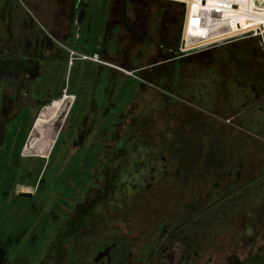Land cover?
<instances>
[{
	"label": "rangeland",
	"instance_id": "rangeland-1",
	"mask_svg": "<svg viewBox=\"0 0 264 264\" xmlns=\"http://www.w3.org/2000/svg\"><path fill=\"white\" fill-rule=\"evenodd\" d=\"M14 1L30 12L45 32L37 69L38 74L40 69L49 70L47 78L52 79L46 90L45 75L38 76L36 85L25 84L23 77L22 88L29 94L24 91L21 107L29 109L21 112L18 127L10 124L13 132L4 128L8 138L0 144V159L12 167L14 154L18 155L23 190L35 192L38 205L44 206L48 181L55 190L56 185L71 183V179L65 180L67 167L85 170L88 194L93 193L89 189L94 183L96 187L110 183L111 170L122 169L132 177L128 183L137 188L118 192V216L128 208H133L139 220L151 217L154 210L161 214L172 211L176 216L180 211L176 206L190 199L194 184H202L197 180L202 179L214 155L213 162L220 163L227 156L224 153H232L241 139L245 152L252 153L246 169L253 171L261 163L262 175L253 181L254 173L246 176V184L230 198L232 203L224 200L230 203L228 210L225 215L221 212L223 219L208 230L202 243V263L241 264L258 251L262 260L264 110L254 106L264 104V47L254 38H243L181 57L186 6L175 1L87 0L79 26L82 0ZM217 1L188 0L185 33H206L207 21L199 22V11L216 9ZM226 1L220 0L226 6L211 23L216 26L213 35L222 40L249 30L260 29L264 34V5H256L263 0H237L243 5L234 9ZM237 10L244 14L238 15ZM73 20L74 34L84 33L80 46L85 53L62 41ZM192 22L198 29L190 26ZM63 95H68L71 103L52 151L47 158L25 155L23 150L38 127L41 111ZM2 114L7 122L14 117L15 108L10 110L4 103ZM22 125L26 127L23 141ZM19 136L20 141H15ZM150 152L155 153L153 157L147 156ZM160 157L166 159L169 177L165 180ZM197 160L201 170L191 173ZM151 167L157 169L152 181ZM179 167L185 172L171 176ZM24 200L29 199L13 198L18 206L24 205ZM11 207L9 201L0 217V234L5 240L20 231L19 221L23 220L21 213L16 214V221L10 217Z\"/></svg>",
	"mask_w": 264,
	"mask_h": 264
},
{
	"label": "flooded vegetation",
	"instance_id": "flooded-vegetation-1",
	"mask_svg": "<svg viewBox=\"0 0 264 264\" xmlns=\"http://www.w3.org/2000/svg\"><path fill=\"white\" fill-rule=\"evenodd\" d=\"M78 1L80 3L81 0ZM82 2L81 10L86 11V0ZM235 6L231 8L234 9ZM237 13L238 15L244 14L243 10H237ZM73 22L74 20L62 41L78 53H85L84 48L80 46L82 40L80 36L84 37V33L74 34ZM82 23L77 22V25ZM40 28L33 15L24 11L14 0H0L1 145L8 138L5 136L4 128H12L10 124L13 122L16 123L14 126L18 127L17 123H20L18 117L21 112L29 109V107H21L24 91H26V96L29 94V90L22 88L23 77L25 84L34 82L36 85L39 80L38 76L45 75L46 90L49 87L47 84L52 80L47 78L49 70L40 69L38 74L39 45H45L43 42L47 39L45 32ZM46 48H52V45ZM72 60L80 61L81 59L73 58ZM34 84L33 89L36 87ZM36 93L37 91L33 95L36 96ZM66 97L69 96L63 95L52 102ZM4 103H7L10 110L12 107L15 108L14 117L7 122L2 114ZM255 107L258 111L264 110L262 103ZM16 131L17 128L14 133ZM238 140L235 147L233 146V152H225L227 156L220 163L213 162L216 158L214 155L202 179H195L202 184H194L190 199L176 206L180 210L178 215L173 216L172 211L161 214L160 211L154 210L151 217L145 219L141 216L140 220L133 208L125 209L121 216L117 215L118 192L128 193L137 188L136 185L128 183V179L132 177L124 175L122 169L111 170L109 172L110 183H101L98 187L94 183L89 189L93 193L88 194L85 170L75 166L67 167L64 169L68 172L65 180L70 181L71 179V183L60 184V189L56 185L58 190H55L51 181H48L46 204L43 206L38 205L35 192L23 190L20 186L22 170L17 164L20 160L18 155L14 154V166L12 167H7L6 163L0 159V217L6 211L10 201L13 206L10 217L14 219L17 213H21L23 218L22 222L19 221L20 231L15 235L5 240L0 234V264H203L202 243L208 230L214 223L223 219L219 217L221 212L223 215L226 214L228 205L232 203L230 198H233V193L246 184V176L250 178L254 173L255 177L251 180L253 181L262 175V172L260 173L261 163H258L253 171L246 169L247 160L252 153L245 152L242 140ZM15 141H20V136ZM154 154L150 152L147 156L153 157ZM112 155L117 156V153ZM159 161L163 164V179L165 180L169 177L165 169L166 159L160 157ZM199 161L194 163L195 168L190 170L191 173L201 170L197 167ZM184 172L179 167L171 171V176L178 177ZM156 174L157 169L151 167V181ZM184 180L187 181V178ZM146 189L149 190L150 185ZM21 191L31 193L32 197L19 196L18 193ZM16 196L29 200H24V205L21 203L22 205L18 206V203L13 202ZM56 197L60 200L55 199ZM129 197L125 198L129 199ZM225 199H228L230 203L225 204ZM179 200V202L182 201ZM123 203L126 204L128 201H123ZM158 206L159 204L156 205ZM138 221L141 224H137Z\"/></svg>",
	"mask_w": 264,
	"mask_h": 264
},
{
	"label": "built area",
	"instance_id": "built-area-1",
	"mask_svg": "<svg viewBox=\"0 0 264 264\" xmlns=\"http://www.w3.org/2000/svg\"><path fill=\"white\" fill-rule=\"evenodd\" d=\"M169 1H175L177 3H182L183 5L186 6V10H185V22H184V27H183V32H182V38H181V43H180V49H179V53H181V57L192 54V53H197L199 51L202 50H207V49H211L214 47H218L220 45H223L225 43L228 42H233L236 40H240L243 38H254L257 39L258 43L264 47V34H262V31L260 29L257 30H249L247 32L244 33H240L239 35H236L232 38H228V39H222L219 40L216 35H213L215 33V27L214 25H211L214 16H218L219 14H222L223 9L225 8V6H223L220 2V0H218L216 2V9H211V10H204L201 9L199 11V18L200 19V23L201 21H207L205 22V25L207 26V32L204 33L203 35H194V33H192L191 31H188L185 33V25H186V16H187V12H188V0H169ZM189 1H193V0H189ZM206 2V1H204ZM260 1L259 3H257L256 5H264L262 4ZM228 3L230 6H240L242 3L240 2H235V1H231L228 0ZM199 23V24H200ZM191 27L198 29V26L194 25V22L191 23L190 25ZM211 27V28H210ZM242 32V31H240Z\"/></svg>",
	"mask_w": 264,
	"mask_h": 264
},
{
	"label": "bare ground",
	"instance_id": "bare-ground-1",
	"mask_svg": "<svg viewBox=\"0 0 264 264\" xmlns=\"http://www.w3.org/2000/svg\"><path fill=\"white\" fill-rule=\"evenodd\" d=\"M70 103L71 98L66 97L53 101L43 108L36 122L38 127L31 132L32 136L23 150L25 155L39 158H46L48 156L61 129Z\"/></svg>",
	"mask_w": 264,
	"mask_h": 264
},
{
	"label": "trees",
	"instance_id": "trees-1",
	"mask_svg": "<svg viewBox=\"0 0 264 264\" xmlns=\"http://www.w3.org/2000/svg\"><path fill=\"white\" fill-rule=\"evenodd\" d=\"M231 1H236V0H231ZM254 40L257 41V39H254ZM21 127H22L21 141H23V139L25 138V135H24L25 132L24 131H25L26 127H25V125H22ZM22 143H21V145H22ZM262 257H263L262 260H260L261 257L259 256V251H258V253H253V255L249 259H246V260L244 259L245 261L241 264H264V254H262Z\"/></svg>",
	"mask_w": 264,
	"mask_h": 264
},
{
	"label": "water",
	"instance_id": "water-1",
	"mask_svg": "<svg viewBox=\"0 0 264 264\" xmlns=\"http://www.w3.org/2000/svg\"><path fill=\"white\" fill-rule=\"evenodd\" d=\"M86 7H87V4H86ZM84 13H85V10L84 9L80 11L79 16H78V20H77L78 23H82ZM66 88H67V84L64 83L63 89L66 90ZM31 136H32V133H30L28 141L30 140ZM28 141H27V143H28ZM18 195L19 196H23V197H28V198H31L32 197V194L29 193V192L28 193H25V192H22L21 191V192L18 193Z\"/></svg>",
	"mask_w": 264,
	"mask_h": 264
}]
</instances>
